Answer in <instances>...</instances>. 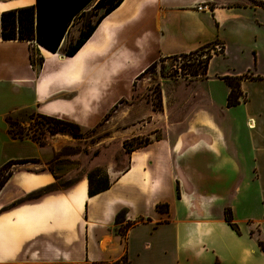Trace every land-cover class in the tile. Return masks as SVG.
I'll return each mask as SVG.
<instances>
[{
    "label": "crops",
    "instance_id": "crops-1",
    "mask_svg": "<svg viewBox=\"0 0 264 264\" xmlns=\"http://www.w3.org/2000/svg\"><path fill=\"white\" fill-rule=\"evenodd\" d=\"M34 3L0 0V12ZM80 27L70 26L60 49ZM216 44L205 75L161 89V108L149 113L160 136L132 149L108 188L90 196L80 179L10 206L56 183L46 163L56 148L12 138L8 115L92 128L123 97L106 102L114 79L128 78L129 92L157 60ZM225 76L239 79L230 107ZM27 142L37 156L14 148ZM26 159L37 161L11 165L0 189V264H264V0H123L72 56L0 38V168Z\"/></svg>",
    "mask_w": 264,
    "mask_h": 264
},
{
    "label": "rangeland",
    "instance_id": "rangeland-1",
    "mask_svg": "<svg viewBox=\"0 0 264 264\" xmlns=\"http://www.w3.org/2000/svg\"><path fill=\"white\" fill-rule=\"evenodd\" d=\"M94 3L95 0L86 7L85 11L91 13ZM100 12L102 11L99 10L98 13ZM86 14H83L84 18L87 17ZM95 20L96 16L90 17L91 22ZM80 22L81 19L77 18L74 25ZM74 41L75 38L72 36L65 38L61 49ZM212 48L215 49V46L193 54L176 55L157 60L132 81L129 92L128 78L114 79L113 83H117L110 90L111 96L106 97V102L110 97L115 96L116 92L123 97L115 102V105L96 126L81 128L80 138L72 137L69 134L71 129L51 134L45 119L33 111L26 110L12 114L11 122L14 130L23 134L25 138H34L42 144L48 139L54 144L56 150L46 163L47 169L53 171L56 177L55 184L58 189L56 191L66 190L80 179H84L88 187L92 188L109 185L113 177L112 173L120 172L126 167L128 153L133 148L160 136V126L154 122L149 123V113L152 110H159L161 89H170L176 84L179 87L177 83L179 80L192 77L190 72L197 65V59L204 60L206 53L211 54ZM139 127L143 130L139 131ZM16 145L14 148L22 146L21 150L24 149L26 154L38 155V147L30 142ZM7 170H3L2 175ZM257 241L259 245L263 244L259 239Z\"/></svg>",
    "mask_w": 264,
    "mask_h": 264
},
{
    "label": "trees",
    "instance_id": "trees-1",
    "mask_svg": "<svg viewBox=\"0 0 264 264\" xmlns=\"http://www.w3.org/2000/svg\"><path fill=\"white\" fill-rule=\"evenodd\" d=\"M94 0H35L33 5L18 7L14 9H9L0 12V38L2 40H20L27 41L29 43H36L43 48L51 51L57 52L61 50L62 54L65 56L74 55L77 50L84 44V42L90 37L98 23L112 10L120 5L123 0H95V3L92 6V12L88 13L85 11L86 7ZM101 10L102 12L98 13ZM87 13V17H83V14ZM91 16H96L94 22L90 21ZM81 19V27L79 29V35L75 41L68 45L66 48L60 49V44L66 34L69 31L70 26H72L77 20ZM206 47H202L193 53L203 51ZM190 54V53H189ZM183 56L186 54H182ZM211 58L210 53H206L204 60L197 59V65L194 66V70L190 72L191 76L205 75L209 59ZM30 61L32 67L38 71L42 65L41 57H35L33 51L30 53ZM154 64V63H153ZM151 64V65H153ZM150 65V66H151ZM148 66L146 69H148ZM145 69V70H146ZM226 84L230 87L229 94L227 96V106H234L239 103V98L241 92L239 89V79L229 76L223 77ZM161 108V100L159 101L158 109ZM48 122L49 132L51 134H56L58 132H64L66 129H71L69 133L74 138L81 137V127L73 122L44 116L37 114ZM12 114L6 117V122L8 124V133L14 139H23L25 138L23 134L14 130V126L11 122ZM28 136V135H26ZM32 141L42 145L41 142L34 138H30ZM149 141L144 142L140 146H144ZM133 148V149H135ZM25 162H35L33 159H26L20 161H11L6 163L0 168V189L4 185L5 181L10 177L11 172H7L2 175V171L9 169V167L16 163H25ZM108 184L101 188H92L88 187V195H95L106 188ZM58 190L56 184H50L44 186L36 191L31 192L23 199H19L13 202L10 206L17 205L23 201L38 199L41 196L52 193ZM157 210L167 211V205H157ZM121 218V215H118L116 221ZM224 219L226 222L237 231V226L232 222V215L229 209L224 210ZM124 228H120L118 232L123 234ZM262 250L264 251V244H260ZM129 264L126 258H123L121 261H116L113 263H104V262H94L91 264Z\"/></svg>",
    "mask_w": 264,
    "mask_h": 264
},
{
    "label": "built area",
    "instance_id": "built-area-1",
    "mask_svg": "<svg viewBox=\"0 0 264 264\" xmlns=\"http://www.w3.org/2000/svg\"><path fill=\"white\" fill-rule=\"evenodd\" d=\"M199 9H201V8H199ZM215 50H216V51H220V50H222V46H221L220 44H216V45H215Z\"/></svg>",
    "mask_w": 264,
    "mask_h": 264
}]
</instances>
